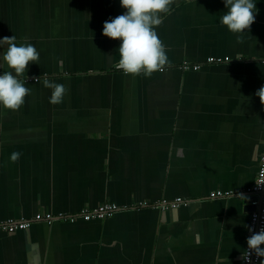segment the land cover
Listing matches in <instances>:
<instances>
[{"label":"crops","instance_id":"0c3cea01","mask_svg":"<svg viewBox=\"0 0 264 264\" xmlns=\"http://www.w3.org/2000/svg\"><path fill=\"white\" fill-rule=\"evenodd\" d=\"M253 2L237 35L219 23L222 0H170L156 28L168 62L128 75L102 35L119 0H0V38L40 53L21 76L25 103L0 108V223L126 207L0 229V264H243L264 140V0ZM45 80L65 85L60 103Z\"/></svg>","mask_w":264,"mask_h":264},{"label":"clouds","instance_id":"9594fccd","mask_svg":"<svg viewBox=\"0 0 264 264\" xmlns=\"http://www.w3.org/2000/svg\"><path fill=\"white\" fill-rule=\"evenodd\" d=\"M225 10L219 23L234 34L247 32L254 22L256 4L253 0H222ZM124 11L103 23L102 35L118 40L116 49L117 70L124 74H152L160 71L168 62L166 48L157 34V26L170 11V0H119ZM39 51L31 43H16V37L0 38V108L16 111L24 103L30 89L21 76L27 72L29 64L39 59ZM6 65L7 70H4ZM39 80V79H38ZM45 86L51 90L49 102L58 104L62 101L66 87L62 83L45 80ZM261 102L264 101V85L256 92ZM264 103V102H262ZM19 153L13 152L11 159L16 160ZM246 238L248 251L257 257H264V228L253 231ZM248 254V253H247ZM264 264V261H261Z\"/></svg>","mask_w":264,"mask_h":264},{"label":"built area","instance_id":"2783aa9c","mask_svg":"<svg viewBox=\"0 0 264 264\" xmlns=\"http://www.w3.org/2000/svg\"><path fill=\"white\" fill-rule=\"evenodd\" d=\"M213 60L212 62H214ZM218 62V61H217ZM264 63V59L262 60ZM184 69L191 68L190 65H184ZM194 70H198L200 68L199 65L192 67ZM235 192H214L210 195V198H227L232 197ZM248 194L258 197L260 200H253L252 205L256 208L251 215L249 227L253 229V231H259L261 228H264V140L262 142L261 147V156H260V164L258 175L255 181L254 186L248 190ZM147 203H140V206H146ZM185 205L187 203L183 201H176L174 203H168L167 201H162L160 207L162 209H168L170 207H177L180 205ZM126 207H120L119 205L108 202L103 205H99L95 208H84L81 209L78 213L73 215H53L52 213L47 214H38L32 220H8L6 222L0 223V229L6 231L10 234L16 233L19 230H26L32 226L34 222L37 221H47L49 223L56 220H64L70 223H75L78 220L83 221H92L95 219H105L112 217L119 211L125 210ZM248 227V228H249ZM250 235L248 231L247 237ZM264 247V245H261ZM248 253V254H247ZM264 257H257L253 252L248 251L247 243L245 244L244 254H243V264H261Z\"/></svg>","mask_w":264,"mask_h":264},{"label":"water","instance_id":"95a60500","mask_svg":"<svg viewBox=\"0 0 264 264\" xmlns=\"http://www.w3.org/2000/svg\"><path fill=\"white\" fill-rule=\"evenodd\" d=\"M258 199V197H253V200H257ZM258 200H260V199H258ZM254 208V210L256 209L255 207H253Z\"/></svg>","mask_w":264,"mask_h":264}]
</instances>
